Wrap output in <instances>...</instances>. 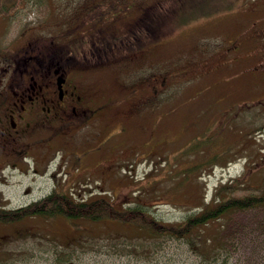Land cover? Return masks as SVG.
I'll use <instances>...</instances> for the list:
<instances>
[{"label": "rangeland", "instance_id": "obj_1", "mask_svg": "<svg viewBox=\"0 0 264 264\" xmlns=\"http://www.w3.org/2000/svg\"><path fill=\"white\" fill-rule=\"evenodd\" d=\"M127 1L131 4L126 14H119V6L106 4L100 21L82 25L76 24L77 12L68 11L83 0H24L0 30V42L10 41L25 26L40 23L44 35L58 33V43L72 45L71 49L80 56L84 52L83 32L114 27L122 33L131 21L137 20L141 8L155 4L167 12L164 7L170 2ZM195 1H182L183 19L191 11L194 16L209 7L203 2L194 5ZM233 5L235 10L202 14L187 26L174 24L171 17L166 19L164 15L168 21L158 31L159 42L150 48L144 61L125 67L114 61L86 75L85 81L97 101L126 106L133 98L131 89L136 96L148 92L151 96L130 118H125L123 111H110L104 130L117 131L102 150L85 157L81 165L76 162L73 167L75 162H70L67 148L64 155L65 144L60 139L32 147L38 169H43L32 173L12 165L5 168L0 175V206L9 209L25 205L61 185V191L81 199L107 196L118 205L142 199L156 218L174 221L207 202L221 181L231 182L237 194L264 190V72L250 74L244 87L241 77L232 78L241 65L260 63L264 70V57L255 54L240 63L227 61L218 71L201 72L195 79L183 72L186 66L194 68L199 62L216 64L215 51L224 39L254 27L264 30V0H237ZM250 46L244 45V49ZM260 52H264L262 46ZM161 76L165 84L152 94L147 86L153 77ZM196 88L197 95L188 97ZM213 95L215 107L230 106L229 110L205 113L209 126L194 124L193 113L204 111L203 105H209ZM242 100L247 104L239 106ZM187 114L192 117V125L187 123ZM81 133V140H73L75 144L80 141L79 146L91 140L93 130L85 128L76 137ZM66 145L72 147L71 137ZM81 150L75 148L74 156ZM49 152H53L51 160L46 161ZM100 160L106 161L96 167ZM55 165L59 170L68 166L67 172L54 171ZM185 170L189 175L186 180L181 176ZM201 170L204 171L199 173ZM235 178L245 182L236 185ZM80 222L82 232L61 215L0 223V264H264V208L242 210L213 222L205 233L218 239L207 243L208 248L216 245L209 253L201 249L204 245L199 235L184 241H155L130 225L103 220ZM155 242L160 245L156 247Z\"/></svg>", "mask_w": 264, "mask_h": 264}, {"label": "flooded vegetation", "instance_id": "obj_2", "mask_svg": "<svg viewBox=\"0 0 264 264\" xmlns=\"http://www.w3.org/2000/svg\"><path fill=\"white\" fill-rule=\"evenodd\" d=\"M14 11L16 9L8 11L6 15L0 14L2 20L0 30L6 27L7 19ZM144 12V8H141L140 13ZM5 16L7 18L4 20ZM40 26V23H36L35 27L25 26L10 41L0 42V175L10 165L25 172L27 170H33L32 173L39 172L43 168L38 169V157L32 151V147L47 145L56 139L65 144L62 149L69 150L70 162L76 161L81 165L85 157L98 149L102 150L117 131L109 130L106 133L104 130L110 118L107 114L110 111L116 114L123 111L124 117L130 118L147 99L146 96L134 95L135 90L131 89L129 94H132L133 98L126 106L97 101L85 81V76L100 70L101 67L115 64L114 61L118 62L115 64L117 66H135L143 61L142 58L150 51L149 48L138 43H135L136 46L129 42L123 43L122 39L115 37L106 49L101 48L104 52L93 45L88 47L87 53L90 57L83 56L87 62L84 65L80 63V58L61 54L57 35L54 33L50 37L44 35ZM239 45L237 38L220 44L217 56L223 59V64L228 58L232 61L238 60ZM260 45L264 51L262 41ZM116 51H119V54H116ZM100 52L113 58L104 61L97 56ZM258 54L264 57V52L258 50ZM91 66L95 67L90 68ZM260 72L264 70L258 65L252 73ZM245 101L237 104L245 105L247 104L243 103ZM85 128L92 129L93 136L88 143L86 141L90 138L82 141L83 146H79L80 141L75 144L76 141L73 140H81L82 133L79 138L76 134L83 132ZM70 137L71 148L66 145ZM77 147L82 150L74 156L73 149ZM52 153H48L46 161L51 160ZM14 161L18 163H12ZM103 161L106 160L96 163V167L102 165ZM52 169L56 171L58 165Z\"/></svg>", "mask_w": 264, "mask_h": 264}, {"label": "trees", "instance_id": "obj_3", "mask_svg": "<svg viewBox=\"0 0 264 264\" xmlns=\"http://www.w3.org/2000/svg\"><path fill=\"white\" fill-rule=\"evenodd\" d=\"M24 0H0V14L4 15L11 9H15L16 6L22 4ZM160 1V0H159ZM183 0H170L167 2L166 7H164L166 11L162 10L155 4L146 6L144 8L145 12L143 14L138 13L137 20L134 22H130L129 26L126 28L122 33H117L116 28H109L105 27H98L92 31L83 32V42H82V49L83 53L80 56H77L74 52L72 45H67L65 43L59 44V49L61 54H65L74 58H80L81 64H87L83 56L90 55L87 53L88 47L92 46L94 48H107L110 44L109 42L112 41L113 38L118 37L123 40V43L129 42L130 44L133 43V46H136L135 43L143 44L146 48L153 47L158 41L156 36L158 31H160L163 26L166 24L164 15H166V19L169 18L173 21L174 24L187 26L192 20L198 18V16L204 14L209 16V13L215 14H222L228 12V10L232 11L235 10L234 3L237 0H196L195 4L204 3V6L208 5L207 9H201L198 14L192 15V11L188 14V17L182 18L180 11L183 10L184 3ZM106 4L112 6V8L120 7L119 14H122L130 8V4L127 0H83L81 4L74 9L68 11L70 13L77 12L78 19L77 23L79 24L82 22V25L88 24L92 21H100L103 17L102 11L105 9ZM204 6H198L199 8H203ZM163 8V9H164ZM149 11V13H146ZM164 11V13H160ZM4 12V13H3ZM6 15V14H5ZM202 15V16H204ZM134 25V26H133ZM140 27L139 31L136 32V28ZM135 31L134 35H131V31ZM261 31L256 27H254L251 31L245 30L239 32L236 36L232 38H226L223 42L233 40L237 38L239 45V55L238 60L232 61L230 58L227 61H232L234 63H240L244 59L250 58L251 56L258 54V50L260 51L261 45L259 41L263 36L261 35ZM130 33V35L128 34ZM253 35V36H252ZM58 36V33H57ZM264 37V36H263ZM57 39V38H56ZM119 39V40H120ZM148 42H145L144 40ZM247 39V40H245ZM118 40V41H119ZM245 40V41H244ZM244 41V42H243ZM250 43L251 46H250ZM243 44V46H241ZM127 45V44H125ZM129 45V44H128ZM244 45L250 46L248 50L244 49ZM215 51V58L216 64L212 66H206V62H199L200 64L204 65H195L194 68L188 69L186 66L185 70L183 71L189 79H195L198 74L201 72H215L218 71L220 67H223V59L218 58L217 56V49ZM103 51V49H101ZM104 52V51H103ZM103 52H100L97 56L98 58H103L104 61L108 59H112L113 56H107L106 54L103 55ZM150 52L146 54L142 58L144 61L145 58L148 57ZM103 55V56H102ZM102 56V57H101ZM91 59H93L91 57ZM101 65V64H99ZM192 65V64H191ZM258 65L263 64H253V66H242L239 68L238 72H236L232 78L241 77L243 80L242 87L247 82L250 74H252L253 69L258 67ZM98 66V65H97ZM95 66H91L93 68ZM194 69V70H193ZM252 70V71H251ZM166 79L164 77H153V81L149 83L150 86H147L148 89L154 94L155 92L160 90L165 84ZM198 93L197 88L189 93L187 96L194 98ZM221 93V91H220ZM149 98L151 95H145ZM214 96L210 98L209 105H203L205 107L204 111L198 110L197 112L193 113L194 124H198L199 122L204 123L205 126H209L206 124L208 118L204 117L205 113H210L214 111H223L225 108H220L218 106L215 107L216 103H214ZM107 102V101H106ZM215 108V109H214ZM230 106L226 109L229 110ZM188 125H192L193 123L190 122L192 117L190 114L186 115ZM227 121V120H226ZM102 160H100L101 162ZM165 161V159H163ZM228 161V160H227ZM105 162V161H103ZM73 163V162H72ZM103 165V163H102ZM101 165V166H102ZM74 167V165H73ZM102 170V168H100ZM205 170V169H204ZM201 170L199 173L203 172ZM174 175L173 171L171 172ZM196 173V174H199ZM195 174V175H196ZM182 177H185V180L188 178V172L185 170L182 174ZM241 182L240 178H235V183ZM244 183L245 181L242 180ZM241 182V183H242ZM231 182H220L217 185L212 193L211 198L207 201L202 203L201 205L195 206L197 208L195 211L188 213L180 220L174 221H166L156 218L149 210L146 208V202L142 199L125 203H115L113 199H109L107 196H97L91 197L89 199H81L76 198L74 195L70 193H66L61 191L62 187L57 186L53 188L45 196L39 198L38 200H34L28 204L14 207V208H4L0 207V223H14L21 221L28 217L33 216H46V217H55L56 215H61L68 222L71 224L74 223V227L79 229L78 231L82 232L81 229L82 225L80 224L82 220L87 221H108V222H117L124 225H130L137 230H139L146 238H151L155 241H159L161 239H176V240H189L193 235L201 236V241L203 242L205 252L209 253L212 250L216 249V245L213 248H208L209 242L213 241L216 242L218 237L214 234L206 235V229L215 222L225 218L227 215H231L235 212H239L246 209L251 208H264V190L258 192H249L245 194H237L234 193L232 190L235 188L232 187L233 184ZM60 187V188H59ZM60 189V190H59ZM108 198V199H107ZM221 231V227L217 230L216 235ZM111 240L118 241L119 238H110ZM77 243L80 244L78 239L76 240ZM117 242H115L116 244ZM74 244L73 242L71 243ZM160 243L155 242V246L158 247Z\"/></svg>", "mask_w": 264, "mask_h": 264}]
</instances>
